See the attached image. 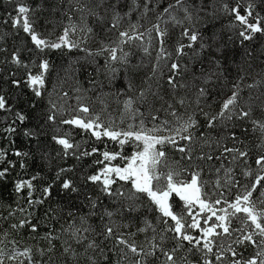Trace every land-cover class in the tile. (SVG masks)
Wrapping results in <instances>:
<instances>
[{
    "label": "trees",
    "instance_id": "trees-1",
    "mask_svg": "<svg viewBox=\"0 0 264 264\" xmlns=\"http://www.w3.org/2000/svg\"><path fill=\"white\" fill-rule=\"evenodd\" d=\"M20 4L30 9V22L41 38L59 43L68 29V42L76 46L38 49L28 33L13 25ZM250 5L249 23L261 18L264 28V0H182L180 4L176 0H0V96L6 100V108L0 109V151L4 153L0 171L7 169L0 177L4 264H136L141 256L118 244L117 237L145 253L154 244L159 246L155 255L143 256V264H165L161 249H175L177 264H203V252L174 239L169 230L174 221L162 217L145 194L129 199L130 181L117 180L112 191L124 195L110 196L99 183L86 179L108 163H96L103 159L104 151L130 157L139 150L136 143L121 147L108 137L98 140L90 130L62 121L79 118L88 122L99 117L105 127L126 131L130 124L138 129L142 120L147 128H161L158 135H174L176 128L195 121L181 133L191 135L190 142L177 136L176 145L163 146L165 161L159 171H171L174 180L185 182L198 172L205 198L221 200L216 208L231 212L228 204L250 189L258 175H264L255 163L264 155V133L255 123H264V33L244 40L240 36L244 25L231 11L239 7L240 14L246 15ZM155 25L166 33L163 48L167 55L163 58H158L161 38ZM186 30L189 35L198 34V40L191 42L183 35ZM125 31L142 37L128 40L120 36ZM202 44L207 46L202 48ZM180 45H185L183 54L177 52ZM112 48L117 49L115 61ZM14 54L20 64L13 62ZM44 61L48 62L46 71L41 68ZM173 63L179 65L178 70L171 69ZM41 73L44 84L36 86L41 92L37 96L28 83L29 74ZM169 77H174L175 86ZM233 92L237 101L224 110L223 103ZM129 99L132 105L126 108ZM83 107L89 111L82 112ZM242 111L250 115L242 117ZM20 115L25 117L23 121ZM49 115L55 119L50 121ZM212 117L216 119L209 126ZM54 137L66 138L74 147L65 150ZM181 147L184 152L179 151ZM94 148L98 151L83 155ZM226 148L248 155L240 157L236 151L225 152ZM125 163L119 157L111 161L112 166L124 167ZM248 171L251 176L245 175ZM65 180H71L76 191L63 189ZM22 181H31L32 189L17 191L16 184ZM165 183L162 177L160 186ZM153 184L155 187L156 182ZM262 192L264 180L251 197L257 210L264 209ZM169 202L175 213L188 220L179 197L173 194ZM197 211L198 206L193 208V213ZM107 212L113 215L109 217ZM230 219L232 234L216 237L213 248V253L223 251L224 258L216 261L209 254L213 264L245 261L260 250L247 241L235 243L253 231L250 222H244L245 214ZM201 226H207L203 220ZM107 227H113L112 236L107 235ZM189 234L201 235L198 230H189ZM254 239L259 243V236ZM93 243L95 247H89ZM229 245L237 256L228 252ZM26 249L30 259L19 255L17 260L8 259Z\"/></svg>",
    "mask_w": 264,
    "mask_h": 264
},
{
    "label": "snow or ice",
    "instance_id": "snow-or-ice-1",
    "mask_svg": "<svg viewBox=\"0 0 264 264\" xmlns=\"http://www.w3.org/2000/svg\"><path fill=\"white\" fill-rule=\"evenodd\" d=\"M177 4H180L182 0H176ZM169 7H172L171 5ZM227 8V6H225ZM252 6H249V9L246 15H241L239 12V7L231 9L232 12L235 13L236 20H238L242 25H244V31L240 32V36L243 37L244 40L253 39V34L255 33H264V28L260 26V19L257 18L256 23H249V17L252 15L251 11ZM147 11V8L145 9ZM165 12L168 11L166 8ZM30 9L20 4L17 8V16L13 19V25L22 28L25 33H28L31 37V40L35 44L38 49L43 48H60L62 45H67L68 47H74L76 45L68 42V29H65L64 35L60 37L59 43H49L46 39H43L39 36V34L35 31L33 24L30 22L28 13ZM118 15V14H117ZM116 24L113 25L115 27ZM158 36L161 38V48H160V56L158 58H163L165 53V49L163 48V37L166 35L165 32L160 31L159 25H155ZM75 31V28L72 29ZM91 31V29H89ZM183 35L188 36L191 42H195L198 40V34L192 33L189 35V32L186 30ZM121 37H127L128 40H132L134 38H141L142 34H139L136 37L130 36L127 31L120 33ZM124 42V41H121ZM207 45H201L202 48ZM185 45H180L177 49V52L183 54V49ZM191 47V44L188 45ZM111 51V59L115 61L117 59V49L112 48ZM145 53L148 52V49H144ZM13 62L16 64H20L21 61L19 59L18 54H14ZM41 68L43 70H47L48 62L44 61L41 64ZM171 69L178 70L179 65L177 63H173L171 65ZM14 83H19V81H14ZM28 83L35 90V94L37 96L41 95V92L37 85L43 86L44 78L43 73L38 75L29 74ZM169 83L174 85V77H169ZM238 87V86H234ZM201 94H203V90H201ZM144 96V92H141V97ZM237 93L233 92L232 96L228 98L223 103V109L228 110L230 106H233L237 101ZM183 103V101H181ZM132 101L129 99L125 102L126 108H131ZM6 108V100L3 96H0V109ZM82 112L87 113L89 109L87 107L81 108ZM242 117H248L250 112L242 111L240 113ZM220 116H224V111H221ZM231 118L230 116L228 117ZM19 119L23 121L25 117L23 115L19 116ZM48 119L53 121L55 119L54 115H49ZM155 119V117H153ZM215 117H212L209 121V126L212 125V122L215 121ZM99 117H96L94 120H89L85 122L82 119L74 118L72 120H64L62 123L65 124H74L78 125L82 129L92 132V135L96 139H100L101 137H108L113 141L118 142L121 147L125 143L133 142L136 143V147L139 149L135 151L130 157H123L120 153H109L108 151H104L102 153L103 159L100 161H96L98 164H104L107 161V164H104V167L101 168L96 174L90 175L86 177V179L93 183H99L101 185L102 191L107 195H115V196H123L124 193L120 191L113 192L111 186L117 183V180L124 182H131L132 185V194L129 199H135L137 193L145 194L150 202L154 204L157 210L162 214V217L170 218L174 221V224L169 229L172 231L175 236L174 239L178 241H187L192 247L197 248L204 254L203 264H213V261L209 258V254L215 255L216 261H221L224 258L225 253L223 251H218L213 253V248L216 246V237L231 235L230 224L231 217H236L239 213L245 214V224L247 225L250 222L253 227V231L246 232L242 236V238H238L235 240L237 244H243L246 241L251 243L252 245L258 247L260 250L256 252L255 256L245 260H233L231 264H264V223H261V220H264V209L257 210L255 204L251 201V197L253 192L256 190L257 186L261 185V181L264 180V175H258L255 178L254 183L251 185L250 189H247L244 194L238 195L234 202L228 204V208L232 209L231 212H228L227 208L217 209L216 205L221 204V200L217 199L214 202H209L208 199L205 198L202 188L203 184L199 182V173L194 172L192 174V178L190 182L185 181H176L174 180V173L168 171L167 173L160 172L159 169L165 161V152L163 151V146L167 144L176 145V137L179 136L180 139L191 141V135H181L182 132H186L188 128L192 127L195 124V121H190L184 123L180 128H176L174 130V135H158L162 129L159 127L147 128L144 125V122L141 120L139 128L134 129L133 125L128 126V130H113L111 127H105L102 123H99ZM167 124V121L164 122ZM259 126V130L264 133V123L255 122ZM12 131V129H9ZM167 131H173L172 129H164ZM233 138L234 134H233ZM57 142L63 145L64 149L73 148V144L69 142L66 138H55ZM157 146H160L157 148ZM97 149H92V152H84L83 155H92L97 152ZM179 151L184 152L185 148H179ZM236 151L240 157H246L248 155L247 152L239 151L238 149H225V152H233ZM16 155H21V153L17 152ZM4 157L3 151H0V160ZM120 158L126 161L124 167L120 166H112L111 161ZM190 158V157H189ZM211 159V157H208ZM256 165L259 166L262 173H264V155H259L255 160ZM166 166V165H165ZM61 171H66L62 169ZM219 171V170H218ZM229 172L231 169L228 170ZM7 169L4 171H0V177H3ZM245 175L251 176V171L245 173ZM113 176L115 178H113ZM166 181L163 187L160 186L159 182L161 178ZM35 179V177H33ZM156 182V186L154 187L153 182ZM217 185H219V180L216 181ZM27 187L28 189H32L33 185L31 181H22L16 184V190L20 191L21 189ZM50 187L44 189L45 194H48L50 191ZM63 189H71L72 191H76V189L72 186L71 180H65L62 184ZM175 194L184 204V209L188 214V220L172 210V205L169 200L170 197ZM264 196V192L261 193ZM29 196H31V191H29ZM41 201H37L39 203ZM264 202V201H262ZM227 203V201H225ZM198 206V211L193 213V208ZM221 212L223 214L217 215V212ZM109 217L113 215L112 212L106 213ZM204 214V215H202ZM215 218V220H213ZM201 220L203 223L207 225L206 227L201 226ZM210 221H213L209 224ZM27 223V221H22L21 224ZM148 227H151L150 222H146ZM165 224H167V220H165ZM13 227H16L15 225ZM33 230H35V225L32 226ZM219 229V230H218ZM87 231L88 229H84ZM146 229H140V231H145ZM189 230H198L201 235L199 237L193 236L189 234ZM79 231V229H77ZM114 232L113 227H107L106 233L108 236H112ZM255 236H259L260 240L257 243V240L254 239ZM117 243L125 245L131 253H135L138 256H141V259L136 262V264H143V256H151L155 255L156 249L159 247L158 245H153L152 250L145 253L144 249H138L135 244H131L128 240L123 237H117ZM89 247H95V244H90ZM228 252L231 253L233 257L237 256V252L230 245L228 247ZM163 255L166 257L165 264H177L175 259V249L170 252H165L161 249ZM19 256L30 257V250H25L19 254H13L8 257L9 260H17ZM0 264H4V252L0 249ZM22 264V262H20ZM185 264L187 262L185 261Z\"/></svg>",
    "mask_w": 264,
    "mask_h": 264
},
{
    "label": "rangeland",
    "instance_id": "rangeland-1",
    "mask_svg": "<svg viewBox=\"0 0 264 264\" xmlns=\"http://www.w3.org/2000/svg\"><path fill=\"white\" fill-rule=\"evenodd\" d=\"M132 118V117H131Z\"/></svg>",
    "mask_w": 264,
    "mask_h": 264
}]
</instances>
